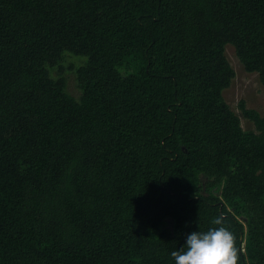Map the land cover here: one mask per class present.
Returning <instances> with one entry per match:
<instances>
[{
	"label": "trees",
	"instance_id": "16d2710c",
	"mask_svg": "<svg viewBox=\"0 0 264 264\" xmlns=\"http://www.w3.org/2000/svg\"><path fill=\"white\" fill-rule=\"evenodd\" d=\"M228 46L264 87V0H0V264H174L221 215L264 264V116L225 100Z\"/></svg>",
	"mask_w": 264,
	"mask_h": 264
},
{
	"label": "clouds",
	"instance_id": "9594fccd",
	"mask_svg": "<svg viewBox=\"0 0 264 264\" xmlns=\"http://www.w3.org/2000/svg\"><path fill=\"white\" fill-rule=\"evenodd\" d=\"M213 225L187 233L183 246L171 252L174 264H238L236 238L223 215L215 217Z\"/></svg>",
	"mask_w": 264,
	"mask_h": 264
},
{
	"label": "rangeland",
	"instance_id": "374dc122",
	"mask_svg": "<svg viewBox=\"0 0 264 264\" xmlns=\"http://www.w3.org/2000/svg\"><path fill=\"white\" fill-rule=\"evenodd\" d=\"M226 50L227 57L235 70L236 76L231 86L224 92L225 100L240 116L243 128L245 130H254L253 123L242 116L238 109V105L241 101H244L247 108L256 110L264 116V87L260 83L258 74L249 73L245 70L243 65L237 59L235 50L232 46H228ZM71 60L73 59L68 58V61L64 63L67 68ZM66 76L69 92L74 97H78L79 91L77 89L74 75L66 69Z\"/></svg>",
	"mask_w": 264,
	"mask_h": 264
}]
</instances>
